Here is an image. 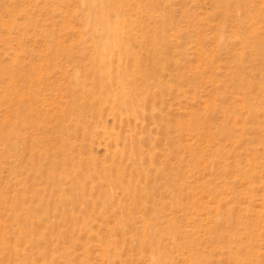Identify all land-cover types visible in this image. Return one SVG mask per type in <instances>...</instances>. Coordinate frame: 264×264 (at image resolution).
<instances>
[{"label":"rangeland","instance_id":"374dc122","mask_svg":"<svg viewBox=\"0 0 264 264\" xmlns=\"http://www.w3.org/2000/svg\"><path fill=\"white\" fill-rule=\"evenodd\" d=\"M0 264H264V0H0Z\"/></svg>","mask_w":264,"mask_h":264}]
</instances>
